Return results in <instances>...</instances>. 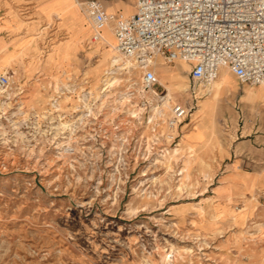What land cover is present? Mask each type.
Listing matches in <instances>:
<instances>
[{"label": "rangeland", "instance_id": "rangeland-1", "mask_svg": "<svg viewBox=\"0 0 264 264\" xmlns=\"http://www.w3.org/2000/svg\"><path fill=\"white\" fill-rule=\"evenodd\" d=\"M85 1L0 0V264H264V192L213 189L246 133L264 135V92L226 68L207 90L155 57L187 110L170 128L136 63L112 61L111 29L92 43Z\"/></svg>", "mask_w": 264, "mask_h": 264}, {"label": "built area", "instance_id": "built-area-1", "mask_svg": "<svg viewBox=\"0 0 264 264\" xmlns=\"http://www.w3.org/2000/svg\"><path fill=\"white\" fill-rule=\"evenodd\" d=\"M81 5L92 24L91 40L99 41L111 25L118 50L135 60L142 87L159 102L167 90L153 70L155 57L189 63V77L203 86L223 68L242 83L264 84V0H136L129 15L107 12L99 0ZM7 82L0 75V85ZM171 103L168 126L176 128L187 110Z\"/></svg>", "mask_w": 264, "mask_h": 264}, {"label": "crops", "instance_id": "crops-1", "mask_svg": "<svg viewBox=\"0 0 264 264\" xmlns=\"http://www.w3.org/2000/svg\"><path fill=\"white\" fill-rule=\"evenodd\" d=\"M40 1L42 2L43 0H40ZM99 1L103 4L104 9L107 12L123 13L124 15H129L135 9L136 0H99ZM77 16L78 15L76 13L69 15L70 18L71 17L76 18ZM69 17L68 15L65 16V18L67 19L65 24L71 27L74 24V21L72 19H69ZM105 27L111 29V25L109 24L106 25ZM90 37H91V32H90ZM114 40H115V37H114ZM92 43H97V42L92 41ZM154 68H155V71L164 70L158 67L157 65ZM224 71H228V70L225 69ZM236 80L240 87L251 85L247 83H242L237 78ZM215 83H216V80L210 87L207 88V90L214 88ZM163 84L165 85V83ZM253 86H256V87H252L251 89H248V92L250 91H254L256 93H259L261 91L264 92V85H262V87L260 84L253 85ZM159 88L160 90H162L161 87ZM250 95L257 96V94L255 93L254 94L251 93ZM257 131L258 130L255 129L253 126L250 132L246 133L245 139L242 140L240 144L242 148H241V153L239 154V158L234 159L233 161L228 163L227 171L221 176L220 182L217 185H215V187L213 188L214 194H215L216 188L220 184L221 185L225 184L227 186V189L223 192L222 197L215 196L217 200H224V201H230V200H235V199L243 200L245 198H249L251 194L264 192V135L257 134ZM206 143L204 145H206ZM241 162H248L250 164V168H247V167L241 168V169L238 168ZM229 212H230L229 214L231 215V218L233 221H239L245 215L244 210H240L239 212H233L229 210ZM260 229L261 230L264 229V224L262 225Z\"/></svg>", "mask_w": 264, "mask_h": 264}, {"label": "bare ground", "instance_id": "bare-ground-1", "mask_svg": "<svg viewBox=\"0 0 264 264\" xmlns=\"http://www.w3.org/2000/svg\"><path fill=\"white\" fill-rule=\"evenodd\" d=\"M85 17H86V19L88 20V22H89V24H90V30H91V33H92V24H91V21L87 18V16L85 15V13L84 12H81ZM108 25V24H107ZM105 27V26H104ZM103 29H106V28H103ZM102 29V30H103ZM111 29H112V31H113V35H114V30H113V27L111 26ZM103 32V31H102ZM101 32V38H100V40L99 41H102L103 40V33ZM109 35V34H108ZM110 36V35H109ZM106 37V36H105ZM115 37V36H114ZM97 43H95L96 45H98V41H96ZM113 48L116 50V55H114L113 54V56L111 57V59H112V61L113 62H116V63H118V64H120V62L124 65V66H126V67H130L131 65H134V62H135V60L133 59V58H129V57H126V56H124L119 50H118V48H117V46H116V38H115V45L113 46ZM113 51V50H112ZM111 54H112V52H111ZM156 62H157V58L156 59H153L152 60V63L154 64V66H153V70L155 71V66H156ZM136 63V62H135ZM137 65V64H136ZM138 66V65H137ZM227 70V69H226ZM169 73V76H172V77H178L179 75H180V73H179V70L178 69H173V70H168L167 71V74ZM219 75H220V73L218 74V76H217V78L219 77ZM216 78V79H217ZM215 79V80H216ZM215 80H213L209 85H207V88L208 87H210L213 83H214V81ZM221 81H222V84L223 85H225V86H227L228 85V80L226 79V78H223V79H221ZM162 83V82H161ZM163 84V83H162ZM164 85V84H163ZM261 85V84H260ZM164 87L166 88V90H167V96H166V99L164 100V101H162V102H159L158 101V103H160L161 105H163L164 107H166L167 108V110L170 108V105H171V102H173L174 100H173V97L171 96V94H170V92L168 91V89H167V87L164 85ZM185 90H186V88H187V85H185L184 87H183ZM142 90L144 91V93L145 94H148V95H150V96H154V97H156L151 91H146L143 87H142ZM146 96V95H145ZM156 99H157V97H156ZM158 100V99H157ZM207 101V100H206ZM209 102V101H208ZM210 103H212V102H210ZM187 104V103H186ZM210 106V105H209ZM208 108V107H207ZM214 109H215V106L213 107ZM155 109L156 110H159V108L156 106L155 107ZM203 111H205V105H202V106H199V108H198V110H196V113L198 112V113H200V112H203ZM211 111V110H210ZM210 114V113H209ZM197 115V114H196ZM209 117H210V115H208ZM205 119V118H204ZM205 122H201V125H202V128L204 129L205 127L204 126H206L205 124H204ZM210 123H211V126L214 128V118L212 117L211 118V121H210ZM207 124V123H206ZM195 125V124H194ZM208 126V125H207ZM211 128V127H210ZM213 128H211V130H213ZM200 129V128H199ZM202 130V129H201ZM207 130H205V132H206ZM205 132H204V134H205ZM194 135H195V133H194ZM198 135V134H197ZM196 135V136H197ZM206 135V134H205ZM211 135H213V132H211ZM203 137V136H202ZM209 138V137H208ZM187 140V139H186ZM208 141V140H207ZM197 142V141H196ZM201 142V141H200ZM201 145V144H200ZM184 146H186V145H184ZM200 147H203V146H200ZM182 148V147H181ZM197 150V149H196ZM191 152V151H190ZM195 152V151H194ZM192 159V157H190V156H188L187 158H185L184 159V163L186 164V163H188L190 160Z\"/></svg>", "mask_w": 264, "mask_h": 264}]
</instances>
